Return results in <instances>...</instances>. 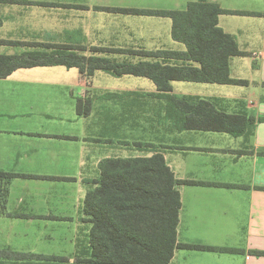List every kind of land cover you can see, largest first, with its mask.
<instances>
[{
    "label": "crops",
    "instance_id": "obj_1",
    "mask_svg": "<svg viewBox=\"0 0 264 264\" xmlns=\"http://www.w3.org/2000/svg\"><path fill=\"white\" fill-rule=\"evenodd\" d=\"M195 3L254 13L219 17V27L245 53L231 59V78L248 83L172 81L170 95L248 118L244 134L182 129L181 113L146 77L103 70L87 77L63 66L18 69L0 79V171L18 175L6 205L18 217L0 214V225L18 229L14 241L27 246L0 241V249L73 262L78 244L89 247L85 199L104 163L161 155L178 180L197 182L177 186V241L205 248H178L170 264H264L258 255L264 253V0H5L0 40L82 47L81 55L117 65L198 66L144 55L186 51L173 39L170 18L116 12L184 11Z\"/></svg>",
    "mask_w": 264,
    "mask_h": 264
},
{
    "label": "trees",
    "instance_id": "obj_2",
    "mask_svg": "<svg viewBox=\"0 0 264 264\" xmlns=\"http://www.w3.org/2000/svg\"><path fill=\"white\" fill-rule=\"evenodd\" d=\"M116 12L170 18L173 39L184 44L186 51L147 52L144 55L196 63L198 66L173 67L145 62L117 65L102 58L81 55L86 50L82 47L0 40V45L32 49L22 55H0V79L7 78L18 69L47 66L77 68L87 77L93 76L97 70L115 76L146 77L155 82L159 92L157 96L167 98L181 113L182 129L223 132L236 137L244 134L250 123L248 118L227 115L207 101L190 105L175 99L170 93L172 81L246 85V81L231 78V59L245 53L239 49L236 40L219 27V17L223 14L254 13L225 11L216 5L202 3L191 4L184 11L121 9ZM93 51L126 52L102 48H93ZM77 111L84 114L81 100ZM89 112L90 101H87L85 114ZM16 177L18 175L0 171V214L13 218L18 215L6 213V205L9 186ZM179 184L197 182L178 180L161 155L106 161L96 188L89 191L85 199V220L92 224L89 247L78 244L73 262L69 257L0 249V264H170L178 248L205 249L196 245H180L177 241L181 209Z\"/></svg>",
    "mask_w": 264,
    "mask_h": 264
},
{
    "label": "rangeland",
    "instance_id": "obj_3",
    "mask_svg": "<svg viewBox=\"0 0 264 264\" xmlns=\"http://www.w3.org/2000/svg\"><path fill=\"white\" fill-rule=\"evenodd\" d=\"M28 50L32 51V49H28V48L0 45V55H22L24 52L26 51L28 52ZM0 226H1L0 241L2 243L11 242L14 244V246H18L19 248H20L19 244H21L22 247L27 246V244L24 243L23 241H14L15 234L13 233V230H15L16 228L9 225L8 223ZM31 230L34 231V227L31 226ZM17 231L19 230L16 229V232ZM30 237H33V234H30Z\"/></svg>",
    "mask_w": 264,
    "mask_h": 264
}]
</instances>
